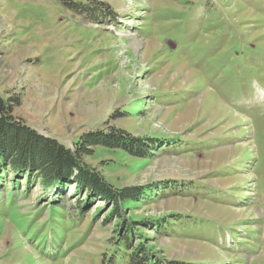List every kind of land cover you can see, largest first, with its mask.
Here are the masks:
<instances>
[{"label": "rangeland", "instance_id": "374dc122", "mask_svg": "<svg viewBox=\"0 0 264 264\" xmlns=\"http://www.w3.org/2000/svg\"><path fill=\"white\" fill-rule=\"evenodd\" d=\"M0 97L142 191L0 169V264H264V0H0Z\"/></svg>", "mask_w": 264, "mask_h": 264}, {"label": "trees", "instance_id": "16d2710c", "mask_svg": "<svg viewBox=\"0 0 264 264\" xmlns=\"http://www.w3.org/2000/svg\"><path fill=\"white\" fill-rule=\"evenodd\" d=\"M75 6L80 7L78 4ZM18 104L17 98L4 100L0 97V169L37 175L44 187L73 181L75 187L91 189L115 203L125 198L140 197L142 191L137 187L112 189L81 161V156L89 153L92 145L123 146L120 140L124 135L121 132L87 133L74 142V148H70L56 137L43 134L16 117L13 107ZM129 255L135 261L145 259V255L136 257L134 252Z\"/></svg>", "mask_w": 264, "mask_h": 264}, {"label": "bare ground", "instance_id": "6f19581e", "mask_svg": "<svg viewBox=\"0 0 264 264\" xmlns=\"http://www.w3.org/2000/svg\"><path fill=\"white\" fill-rule=\"evenodd\" d=\"M136 41H138V40H136ZM134 42H135V41H134ZM176 73H177V74H176ZM176 73H175V74H176L175 76H173V75L171 74V75H172L171 77H177V76H178V71H177ZM184 74H185V73H184ZM185 77H186V76H185ZM185 79H186V78H185ZM185 79H184V80H185ZM187 79H188V78H187ZM202 95H203V94H202ZM202 98H203V97H202ZM207 100H208V99H207ZM205 101H206V100H205ZM210 101H211V100H210ZM197 102H199V100H197ZM201 102H203V101H201ZM208 102H209V101H208ZM211 102H212V101H211ZM211 102H209V103L211 104ZM199 103H200V102H199ZM212 104H214V103H212ZM217 104H218V103H217ZM217 104H216V105H217ZM202 105H203V104H202ZM202 105H201V106H202ZM219 107L221 108V106H219ZM222 107H224V105H223ZM221 110H222V108H221ZM224 112L226 113L225 110H224ZM218 113H220V112H218ZM232 114H233V113H232ZM232 114H231V115H232ZM234 114H235V113H234ZM231 117H234V116L232 115ZM235 117H236V115H235ZM236 118H237V117H236ZM257 209H258V208H257ZM259 211H260V210H258V213H259ZM261 212H263V211H261ZM259 214H260V213H259ZM0 247H1V245H0ZM27 248H28V247H27Z\"/></svg>", "mask_w": 264, "mask_h": 264}]
</instances>
